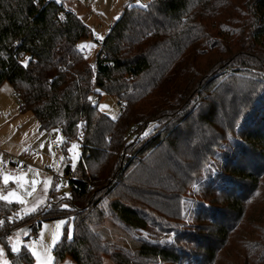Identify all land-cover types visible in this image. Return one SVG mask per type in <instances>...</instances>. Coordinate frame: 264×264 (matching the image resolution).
Wrapping results in <instances>:
<instances>
[{
  "label": "trees",
  "instance_id": "obj_1",
  "mask_svg": "<svg viewBox=\"0 0 264 264\" xmlns=\"http://www.w3.org/2000/svg\"><path fill=\"white\" fill-rule=\"evenodd\" d=\"M91 37L90 27L55 0H0V88L10 83L21 112L33 113L42 130L60 128L66 144L82 145L69 197L57 195L52 186L44 205L11 220L20 204L0 190V241L10 264H34L26 246L12 250L7 239L13 231L22 226L19 236L29 241L42 221L65 216L74 218V236L65 234L56 245L55 264L68 256L75 264H103L105 258L116 264H219L226 254V261L237 264L228 253L264 185V113L245 135L249 147H241L237 160L228 159L218 176L226 208L201 213L207 222L198 229L199 238L179 232L174 244L160 245L133 237L154 223L148 210L162 189L139 178V159L147 154L146 160H153L168 148L166 163L180 166L181 158L196 162L200 154L212 153L219 140L217 109L196 106L193 98L230 67H236L231 80L248 69H264V0H153L146 7L127 6L106 34L96 67L77 48ZM97 91L124 103L125 111L117 119L106 115L93 102ZM187 102L193 108L184 124L181 109ZM238 112L225 116L224 129ZM150 126L163 130L151 137ZM64 173L72 174L67 161ZM110 223L132 243L112 239ZM240 248L241 264H264V226Z\"/></svg>",
  "mask_w": 264,
  "mask_h": 264
},
{
  "label": "rangeland",
  "instance_id": "obj_2",
  "mask_svg": "<svg viewBox=\"0 0 264 264\" xmlns=\"http://www.w3.org/2000/svg\"><path fill=\"white\" fill-rule=\"evenodd\" d=\"M55 1L64 4L66 9L76 13L90 27L93 37L85 41L90 50L89 54H91L96 52V46L92 44L91 40L106 36L127 6L146 7L153 0ZM95 36L97 37L95 38ZM89 54H87L89 62L95 66L96 56L91 57ZM235 54H237L236 51H232L231 56ZM234 69L236 67L221 71L218 80L206 85L202 91H197L196 94H200L197 98L192 97L196 100V106L206 105V109L207 106L215 107L218 112L219 129L215 134L219 136V140L217 145L213 147L212 153L209 154L208 152L207 158L206 156L201 158L202 155L200 154L199 160L196 162L191 159L189 161L185 157L180 159V166L173 163L167 164L165 156L169 155L171 151L168 148L150 161L146 160L147 154L141 156L142 158L140 157L139 163L143 162L139 164V178L152 183L155 189L157 187L162 189L157 191V199H153L155 203L148 210L153 216L154 223H150L145 230L134 232L133 237L135 239L145 240L152 244L171 245L174 244L179 232H186V236L193 233L199 238L201 233L198 229L207 222V216L201 213L207 208L212 209V211L218 210L216 206L226 208L225 197L220 194V188L217 184L220 181L217 178L227 166L228 159L233 160L236 157L237 160L239 158L237 152L241 147L243 145L249 147V144H246L245 135L249 134L251 128L255 129V125L259 123V116L264 113V69H248L249 71L244 77L231 80ZM251 72L260 76L252 75ZM257 84L259 86L254 89L253 86ZM239 99L243 103L242 110H240L242 107ZM93 102L98 103L99 108L113 119H117L121 114V104L115 97L97 91L93 97ZM192 108L193 105L187 102L181 109V112L183 111L182 116L192 111ZM237 110L240 116L236 114V117L232 119L231 127L224 129L225 116L231 119L232 112L236 113ZM186 116L182 117L184 124H187L185 122ZM39 124L33 113L21 112L18 95L12 85L5 82L0 88V184L2 189L6 190L4 198L20 204V209L15 212L11 220L24 219L28 214L44 205L52 186H55L57 190L62 186L65 187L61 194L56 192L59 196L69 197L74 190V185H69L65 179L61 180L56 176H67L64 173L66 161L71 166L72 173L75 172L76 174L82 158L81 142L74 140L70 144H66V137L60 128L42 130ZM190 124L192 123L190 122ZM150 130L153 133L151 137H155L163 129L160 127L154 129L153 126H150L146 130L147 133ZM53 143H56L58 148H53ZM185 144L180 145L181 148L185 149L187 147ZM19 157L28 162L30 166L28 172H20L18 169L10 167L9 160H16ZM200 160L203 162H199ZM49 171H54L55 175L51 176L48 174ZM157 180L163 181V183L158 185ZM262 180H264V175ZM75 187L77 188V186ZM2 189L0 188V190ZM151 198L149 197V199ZM142 205L144 204L142 203ZM73 221V216L42 221L37 230V241H23L22 236H19L20 228H23L21 226L13 231L7 240L15 252L26 246L34 258V264H55L56 245L65 234L70 239L74 236ZM3 222L0 220V226L3 225ZM24 224L26 225L27 222ZM262 226H264V185L258 200L246 210V216L240 226L242 228L234 239L236 241L234 248L228 253L234 257L237 264H241L243 261L239 254L240 242L251 241ZM107 227L110 233H114L111 236L112 239H121L127 245L132 243L130 237L122 230L111 225V223ZM226 256L227 254L219 264H233L231 260L226 261ZM0 264H10L7 249L2 241H0ZM60 264H75V262L68 256ZM103 264L116 263L111 258H105ZM139 264L157 263L139 262Z\"/></svg>",
  "mask_w": 264,
  "mask_h": 264
},
{
  "label": "built area",
  "instance_id": "obj_3",
  "mask_svg": "<svg viewBox=\"0 0 264 264\" xmlns=\"http://www.w3.org/2000/svg\"><path fill=\"white\" fill-rule=\"evenodd\" d=\"M96 37L97 36H95V38ZM104 38H105V36H103L102 39L101 38L100 39L98 38L96 40H91L92 41V44H94L96 46V52H93L91 54H89V51L90 50L88 49L87 42L85 40L84 41H81L77 45V48L79 49L80 52H82V53H84L86 55L89 54V55H91V57H95V56H97L98 52L103 47ZM95 59H96V57H95ZM111 66L114 67L113 64ZM94 67H96V63H95V66ZM125 108H126L125 107V104L122 103L121 104V111H125ZM52 146H53V148H58V145L56 143H53ZM9 164H10V167L11 168H16L20 172H24V173L28 172L29 169H30V166H29L28 162L26 160H24L23 158H21V157L17 158L16 160L10 159L9 160ZM48 174H50L51 176H54L55 175L54 171H49ZM56 178L61 179V180H64L65 179V181H67L69 183V185H72L77 180L75 172H73L69 176H65V177L56 176ZM64 188L65 187L62 186L61 188H59L58 191L61 193V192H63L62 190H64ZM31 240H35V241L38 240V234H37V232L34 233L33 235H31Z\"/></svg>",
  "mask_w": 264,
  "mask_h": 264
},
{
  "label": "crops",
  "instance_id": "obj_4",
  "mask_svg": "<svg viewBox=\"0 0 264 264\" xmlns=\"http://www.w3.org/2000/svg\"><path fill=\"white\" fill-rule=\"evenodd\" d=\"M20 102V101H19ZM39 121V120H38ZM40 123V122H39ZM40 125V127H41V124H39ZM5 186H10L9 184H4ZM0 186H1V184H0ZM1 189H2V187H0ZM14 189V188H13ZM13 189H11V190H13ZM8 191H10V190H8ZM59 192V191H58ZM6 194V193H5ZM59 194H61L60 192H59Z\"/></svg>",
  "mask_w": 264,
  "mask_h": 264
},
{
  "label": "snow or ice",
  "instance_id": "obj_5",
  "mask_svg": "<svg viewBox=\"0 0 264 264\" xmlns=\"http://www.w3.org/2000/svg\"><path fill=\"white\" fill-rule=\"evenodd\" d=\"M102 39V37H100ZM0 198H3V197H0Z\"/></svg>",
  "mask_w": 264,
  "mask_h": 264
}]
</instances>
